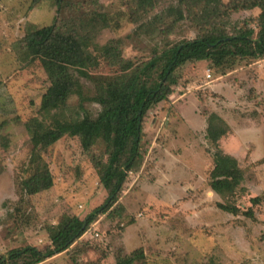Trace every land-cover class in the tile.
Returning <instances> with one entry per match:
<instances>
[{
	"label": "rangeland",
	"instance_id": "1",
	"mask_svg": "<svg viewBox=\"0 0 264 264\" xmlns=\"http://www.w3.org/2000/svg\"><path fill=\"white\" fill-rule=\"evenodd\" d=\"M135 1L99 0L110 27L97 42L103 46L123 38L124 56L141 60L154 45L147 38L131 42L126 37L140 23L178 7L179 0H156V7L145 13ZM222 1L229 5L232 0ZM229 12L220 27L230 34L245 23L255 27L251 19L260 14L259 9L232 7ZM68 14L65 7L61 17ZM56 16L53 0H40L34 7L32 0H0V255L27 245L49 249L52 232L73 217L84 220L108 196L92 157H108L113 142L100 141L86 152L79 138L66 136L38 150L26 128L32 118L43 119L39 109L49 87L45 72L33 66L41 55L35 29L52 24ZM198 33L187 20L169 39L191 40ZM86 49L97 56L93 44ZM232 63L226 70L209 62L178 70L174 93L145 121L143 157L128 174L120 208L100 215L67 251L42 264H117L120 256L138 250L145 259L137 264H264V59ZM116 71L103 67L93 77L105 80ZM79 104V97H72L70 110ZM84 105L94 117L101 110L93 102ZM213 114L229 126L220 149L236 158L244 172L235 194L211 188L215 148L207 129ZM38 166L50 170L54 186L28 196L21 184ZM257 197L260 204L254 205ZM219 205L237 207L239 214ZM250 209L253 218L244 214Z\"/></svg>",
	"mask_w": 264,
	"mask_h": 264
},
{
	"label": "trees",
	"instance_id": "2",
	"mask_svg": "<svg viewBox=\"0 0 264 264\" xmlns=\"http://www.w3.org/2000/svg\"><path fill=\"white\" fill-rule=\"evenodd\" d=\"M39 2L32 0V6ZM53 2L57 7L53 23L35 29L41 55L34 59L33 66L42 69L49 82L39 109L43 119L32 118L26 128L33 148L38 150H46L66 136L79 138L86 152H91L100 141L113 142L108 157H92L108 196L84 220L73 217L52 232L49 249L44 251L30 245L13 249L0 255V264H42L67 251L100 215L120 208L118 203L128 174L139 168L143 157L145 121L155 108L168 102L179 82L177 72L181 67L209 62L217 70H226L237 59H264V0H232L229 5L222 0H179L178 7H170L166 13L140 23L126 37L131 42L147 38L154 45L149 57L141 60L124 56L127 42L123 38L109 40L103 46L98 44V35L110 27L99 0ZM135 2L144 13L156 7V0ZM65 7L69 14L62 18ZM231 7L243 11L259 9L260 14L251 19L255 27L245 23L231 34L221 29L220 25L229 20ZM187 20L198 27L197 37L172 42L169 37ZM90 44L96 48V57L87 52L86 46ZM103 67L117 71L105 80L94 78L93 72ZM83 82L92 88L86 90ZM75 96L80 99L79 108L71 111L69 101ZM85 102L101 108L97 116L86 109ZM49 118L51 121H46ZM228 131L229 126L217 114L209 117L207 139L215 148L210 153L214 163L210 184L220 194H235L244 182L237 159L225 154L218 144ZM53 186L50 170L38 166L22 181L21 189L28 196H35ZM252 203L260 204V198H254ZM219 207L227 213L239 214L237 207ZM244 214L254 217L251 209ZM144 259L143 251L138 250L120 256L117 264H137Z\"/></svg>",
	"mask_w": 264,
	"mask_h": 264
},
{
	"label": "built area",
	"instance_id": "3",
	"mask_svg": "<svg viewBox=\"0 0 264 264\" xmlns=\"http://www.w3.org/2000/svg\"><path fill=\"white\" fill-rule=\"evenodd\" d=\"M207 78H208V79H211V78H212L211 71H208ZM97 236H98V235H97Z\"/></svg>",
	"mask_w": 264,
	"mask_h": 264
}]
</instances>
